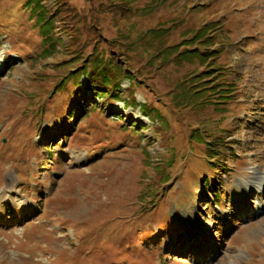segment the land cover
Masks as SVG:
<instances>
[{
    "label": "rangeland",
    "instance_id": "rangeland-1",
    "mask_svg": "<svg viewBox=\"0 0 264 264\" xmlns=\"http://www.w3.org/2000/svg\"><path fill=\"white\" fill-rule=\"evenodd\" d=\"M134 1L142 11L132 40L154 26L166 32L142 35L144 45L127 52L149 73L144 86L132 87L137 104L126 105L93 93L86 75L73 88L77 74L63 60L76 48L65 24L55 25L62 52L33 62L42 37L26 0H0V264H264V0ZM73 3L100 18L101 36L118 40L117 24L128 27L101 0ZM224 13L236 15L228 22ZM218 20L224 31L213 47L226 50L218 58L244 79L228 117L212 104L177 99L175 85L207 69L196 59L143 65L151 52L184 48ZM66 75V87L54 90ZM129 85V78L120 84L131 102ZM196 128L201 135L228 129L237 159L221 148L215 172L206 147L193 140ZM167 166L170 179L161 182ZM212 174L213 188L203 184ZM215 190L224 194L216 201Z\"/></svg>",
    "mask_w": 264,
    "mask_h": 264
},
{
    "label": "trees",
    "instance_id": "trees-1",
    "mask_svg": "<svg viewBox=\"0 0 264 264\" xmlns=\"http://www.w3.org/2000/svg\"><path fill=\"white\" fill-rule=\"evenodd\" d=\"M234 1L235 0H233V2ZM101 2L106 4L108 12H110L115 19H124L127 22L128 27H126L125 30L120 27L119 23L117 24L119 27L118 36L120 35L118 40L106 35L101 36L103 26L100 22V18L92 13H89L90 15H84L82 10L73 3V0H26L25 5L30 8L31 14L35 19L34 26L39 29L40 36L42 37L40 46L41 54L39 57L33 59L35 60L33 62L40 59L44 60L49 56L62 52L57 44L61 42V39L58 37V34L55 33V25L58 21L60 24H65L68 31L74 37L70 44L72 47L76 48L74 57L71 56L73 58L70 60H63V63H68L69 65V73L77 74L74 75L72 80L73 88H77L80 85V77L86 75L88 87L92 89L93 93L100 95L102 99H106V101H108L107 99L124 101L126 105H129V103L133 105L137 104L132 87L136 85L144 86L146 80L145 72L149 73V69L145 66L143 68V66L135 65L133 60L127 55V52L131 51L134 47L138 48L144 45L143 42L145 39L140 38L142 35H150L152 38L163 39L166 29L163 26H154L144 33L140 32L136 40H132L130 37V30L135 25L132 23V20H137L136 17L139 16L142 8L140 9L134 0H101ZM217 4L219 5V3ZM233 4L236 5V2ZM151 6L152 1H150L148 6L144 9L150 11ZM213 9L214 8H212V10ZM235 15L224 13L225 18L227 16L230 17L228 22L232 21ZM86 21H88L87 24ZM218 21L210 22L209 24L206 23L204 27H200L191 36L193 37L192 39L186 40L183 42L182 46H180H184V48H179L176 45H168L162 49H158L155 53L151 52L147 56L149 60H143V65H147L148 67L150 65L152 66L155 59L159 57L166 61V59L172 56L175 58V62L196 59L201 65H205L204 68L207 67V69L198 74H190L178 82L175 85L177 87L176 89L179 90L178 93H180L177 99H180V101H190L194 106H198L199 104L201 106L212 104V106L216 110H219L224 117H228L227 115H229L228 113L230 111L229 107L240 104L239 96L241 93H244L241 83L244 79L239 72L240 69L231 65V60L226 61V59L224 60L223 58L222 60L225 61L223 62L218 58L220 53L226 50L213 47V45L217 46L216 44H218L216 43L218 40L215 41L218 32L224 31V22ZM241 24V26H243V23ZM209 30L213 31L212 39L207 38L209 37L207 33ZM126 46H129L127 50L125 48ZM151 47L152 44L148 46V48ZM229 52L231 53L230 50ZM5 62L7 67H14L16 61L8 58ZM59 64H61V62ZM68 77L67 75L66 77L63 76L60 82L54 86V90L65 88L66 79ZM125 78L130 79L128 89L130 88V95L132 97L131 102H129L125 96L127 95L125 93L126 89L122 90L120 86ZM140 79H142L141 83ZM209 79H212V82L205 85V82ZM140 106L142 111L149 116L151 114L153 116H161L157 110L147 104H141ZM67 115L69 118L74 117L75 114L74 111L69 110ZM64 117L65 116L62 118ZM130 126L139 127L135 122H132ZM142 128H144V126ZM202 129H205V126ZM194 131L197 134L193 140L206 147L205 153L207 159L215 172L216 170L221 171L220 162L222 159L221 156H223L220 150L221 148H224L225 153L231 154V156H229L230 161L237 159V152L230 149V141L225 137L224 131L227 132L229 131L228 129L221 128L218 130V128H215L211 130V133L205 130L207 134L204 133V135H201L197 128ZM50 147L51 146L48 145L45 152L51 154ZM52 156L53 154L51 157ZM170 166H172V163ZM170 166L162 169L163 178L161 182L169 181L168 169ZM223 169L224 171H222V174H226L227 172L226 175H228L229 170L225 167ZM211 179H214L213 174L211 176H206L203 184L213 188L215 183L212 184ZM223 195L221 190H215V201L222 198Z\"/></svg>",
    "mask_w": 264,
    "mask_h": 264
},
{
    "label": "bare ground",
    "instance_id": "bare-ground-1",
    "mask_svg": "<svg viewBox=\"0 0 264 264\" xmlns=\"http://www.w3.org/2000/svg\"><path fill=\"white\" fill-rule=\"evenodd\" d=\"M6 188H7V186L2 190L3 192H6Z\"/></svg>",
    "mask_w": 264,
    "mask_h": 264
}]
</instances>
